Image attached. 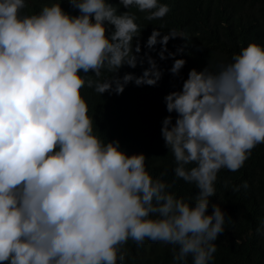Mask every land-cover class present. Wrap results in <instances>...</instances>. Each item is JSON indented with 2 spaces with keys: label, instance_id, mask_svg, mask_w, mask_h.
Masks as SVG:
<instances>
[{
  "label": "clouds",
  "instance_id": "9594fccd",
  "mask_svg": "<svg viewBox=\"0 0 264 264\" xmlns=\"http://www.w3.org/2000/svg\"><path fill=\"white\" fill-rule=\"evenodd\" d=\"M68 2L78 14L51 2L21 15L27 0H0V264H122L129 240L170 245L172 264H212L230 219L217 203L208 211L218 173L237 172L264 144V47L250 42L216 70L192 68L165 96L176 114L161 127L175 162L167 181V169L151 175L143 152L129 154L94 131L82 89L101 96L130 82L155 86L163 73L149 53L159 44L161 60L175 57L169 40L187 37L174 28L162 34L161 24L141 56L134 13L111 0ZM119 3L147 21L170 12L160 0ZM145 60L141 75H118ZM185 64L174 59L170 73ZM180 179L193 197H177ZM257 232L264 235V223Z\"/></svg>",
  "mask_w": 264,
  "mask_h": 264
},
{
  "label": "trees",
  "instance_id": "16d2710c",
  "mask_svg": "<svg viewBox=\"0 0 264 264\" xmlns=\"http://www.w3.org/2000/svg\"><path fill=\"white\" fill-rule=\"evenodd\" d=\"M61 2L62 8L73 15L68 0H27V7L21 15L38 14L43 5ZM167 3L170 12L162 20L147 21L145 13L135 7L125 9L119 0H111L118 11H129L137 16L141 25V53L149 50L144 47L153 28L161 24L162 34L177 29L187 38L170 39L169 52L175 57L161 60L158 52L161 45L149 54L157 61L162 70V78L155 86H137L134 82L126 85L122 94L105 92L101 96L93 89L85 87L82 95L89 105V114L93 115L97 128H94L105 140H119L120 147L129 154L143 152L146 155V167L155 178L167 169L163 177L167 181L174 179V157L165 145L161 135L163 119L169 114L165 96L182 87L192 68L216 70L221 63H228L234 53L239 52L250 42L264 47V0H160ZM178 49L180 51H178ZM167 55V53L165 54ZM186 61L178 76L170 73L174 59ZM147 61L136 68L125 65L118 75L131 72L139 76ZM91 75V74H90ZM110 75V74H105ZM94 78V77H93ZM247 181L249 187L232 191V186ZM228 187H225V184ZM173 191L177 197H193L196 189L193 185L177 180ZM217 203L226 213V225L217 240V252L212 264H264V235L257 228L264 223V144L257 145L243 168L237 172L222 169L216 181V195L210 198L208 211ZM127 255L122 264H172L171 246L146 240L137 246L129 240L125 245ZM120 264V262H118ZM191 264V258H189Z\"/></svg>",
  "mask_w": 264,
  "mask_h": 264
}]
</instances>
